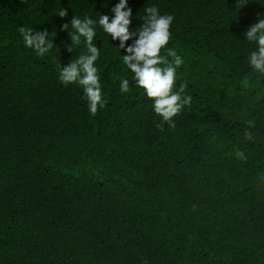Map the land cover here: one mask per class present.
<instances>
[{
    "label": "trees",
    "instance_id": "trees-1",
    "mask_svg": "<svg viewBox=\"0 0 264 264\" xmlns=\"http://www.w3.org/2000/svg\"><path fill=\"white\" fill-rule=\"evenodd\" d=\"M116 3L0 0V264H264V78L244 36L264 4L128 0L130 27L151 4L174 16L167 47L192 102L161 129L98 25L106 106L90 114L82 88L58 78L85 51L71 56L59 26L111 18ZM20 26L57 31V45L38 56Z\"/></svg>",
    "mask_w": 264,
    "mask_h": 264
},
{
    "label": "clouds",
    "instance_id": "clouds-1",
    "mask_svg": "<svg viewBox=\"0 0 264 264\" xmlns=\"http://www.w3.org/2000/svg\"><path fill=\"white\" fill-rule=\"evenodd\" d=\"M247 3L248 0H236L237 5ZM111 12L114 14L111 18L108 14H101L98 19L72 16L69 21L59 26L60 32L68 34L70 43L66 41L63 44L71 56L74 47L83 45L85 48L82 54L75 59L70 57L66 65L59 67V80L65 85L75 83L82 88L90 114L95 115L98 108L106 106L107 99L103 95L96 65L101 54L94 43L98 25L108 34L111 41H118L116 45L124 53L122 64L131 73V82L143 90L146 98L151 99L152 110L160 118L157 127L163 129L167 124L170 128H175L173 118L185 106L191 105L192 95L186 93V83H177V69L184 64L183 57L174 47H167L172 35L170 26L174 16L169 13L161 14L159 8L151 4L144 8L145 15L140 26L130 27L133 13L128 6V0H118ZM56 15L64 18L68 12L61 8ZM18 32L24 46L34 50L38 56H44L57 45L55 38L58 32L55 30L49 31L45 28L38 31L32 27L20 26ZM244 36L246 42L254 45V49L247 56V65L259 77L264 78V14L244 32ZM162 49L164 54H161ZM129 89V78L119 77L120 92L127 93ZM246 123L250 129L255 127L253 120ZM242 155L237 152L238 157Z\"/></svg>",
    "mask_w": 264,
    "mask_h": 264
}]
</instances>
